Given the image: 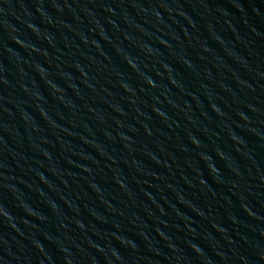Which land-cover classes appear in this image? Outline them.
Instances as JSON below:
<instances>
[{
    "label": "water",
    "instance_id": "1",
    "mask_svg": "<svg viewBox=\"0 0 264 264\" xmlns=\"http://www.w3.org/2000/svg\"><path fill=\"white\" fill-rule=\"evenodd\" d=\"M0 264H264V0H0Z\"/></svg>",
    "mask_w": 264,
    "mask_h": 264
}]
</instances>
